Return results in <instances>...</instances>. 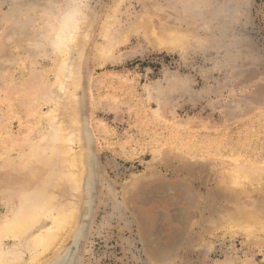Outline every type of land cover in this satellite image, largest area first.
<instances>
[{
	"label": "rangeland",
	"instance_id": "1",
	"mask_svg": "<svg viewBox=\"0 0 264 264\" xmlns=\"http://www.w3.org/2000/svg\"><path fill=\"white\" fill-rule=\"evenodd\" d=\"M66 1L24 0L22 29L0 15V176L7 162L28 160V146L42 138L48 109L30 98L52 80L44 43ZM115 1H75L87 15L89 45L76 98L87 103L98 181L84 236L66 264H264V0L246 7L248 59L233 76L210 70L214 54L197 51L199 37L180 19L177 0ZM111 13L115 46L95 65L99 26ZM164 33L170 42L158 45L155 36ZM233 167L250 181L235 183ZM163 185L175 189L170 198L190 191L189 200L151 199Z\"/></svg>",
	"mask_w": 264,
	"mask_h": 264
},
{
	"label": "bare ground",
	"instance_id": "2",
	"mask_svg": "<svg viewBox=\"0 0 264 264\" xmlns=\"http://www.w3.org/2000/svg\"><path fill=\"white\" fill-rule=\"evenodd\" d=\"M75 1L67 0L64 11L52 16L54 19L49 25L44 43L45 49L53 57L48 69L52 80L41 83L30 98L48 109L44 114L46 126L36 134L42 138L38 147L28 146V160L19 158L16 162H7L0 176V200L4 207V213L0 215V264H66L75 243L82 238L84 225L90 217L94 186L98 181L95 173L96 157L93 155V141H90L92 136L88 133L85 118L87 103L76 98L80 84L82 86L81 76L85 70L87 72L82 61L89 52L84 53L85 46L89 45L83 43L81 20L83 18L85 23L87 15ZM119 1L116 0L113 5H118ZM110 15L99 26L101 42L95 43L91 59L95 65L104 63L115 46L108 36L113 19L112 13ZM169 36L164 33L155 36V40L158 45H164L170 42ZM86 75H83L85 91ZM77 145L81 147L80 155ZM79 166L82 169L80 176ZM230 173L235 183L239 179L250 181L248 174L239 167H233ZM163 186L159 195L154 192L149 197L169 198L172 206L177 201L179 204V201L189 200L190 191H185L180 198H170L169 193L172 196L175 189L168 187L172 185ZM105 189L107 191V187ZM78 195L84 199H81L79 207L76 204ZM245 209V206L237 208L239 217H236V225L241 228L248 221L244 219ZM74 229L77 232L73 244L63 249L64 245L61 244L71 236ZM71 242L69 240V244Z\"/></svg>",
	"mask_w": 264,
	"mask_h": 264
},
{
	"label": "clouds",
	"instance_id": "3",
	"mask_svg": "<svg viewBox=\"0 0 264 264\" xmlns=\"http://www.w3.org/2000/svg\"><path fill=\"white\" fill-rule=\"evenodd\" d=\"M248 3L249 0H177L180 19L199 37L197 51L214 54L210 70L215 73L233 76L248 59L243 54L242 32ZM0 15L18 29L28 21L24 0H0Z\"/></svg>",
	"mask_w": 264,
	"mask_h": 264
},
{
	"label": "flooded vegetation",
	"instance_id": "4",
	"mask_svg": "<svg viewBox=\"0 0 264 264\" xmlns=\"http://www.w3.org/2000/svg\"><path fill=\"white\" fill-rule=\"evenodd\" d=\"M68 244V243H67ZM80 257H82V256H80ZM83 258V257H82Z\"/></svg>",
	"mask_w": 264,
	"mask_h": 264
},
{
	"label": "water",
	"instance_id": "5",
	"mask_svg": "<svg viewBox=\"0 0 264 264\" xmlns=\"http://www.w3.org/2000/svg\"><path fill=\"white\" fill-rule=\"evenodd\" d=\"M68 246V245H67ZM67 246L65 248H67Z\"/></svg>",
	"mask_w": 264,
	"mask_h": 264
}]
</instances>
